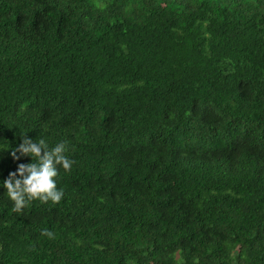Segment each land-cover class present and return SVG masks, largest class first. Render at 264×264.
I'll use <instances>...</instances> for the list:
<instances>
[{
    "label": "trees",
    "instance_id": "obj_1",
    "mask_svg": "<svg viewBox=\"0 0 264 264\" xmlns=\"http://www.w3.org/2000/svg\"><path fill=\"white\" fill-rule=\"evenodd\" d=\"M0 264H264V0H0Z\"/></svg>",
    "mask_w": 264,
    "mask_h": 264
},
{
    "label": "clouds",
    "instance_id": "obj_2",
    "mask_svg": "<svg viewBox=\"0 0 264 264\" xmlns=\"http://www.w3.org/2000/svg\"><path fill=\"white\" fill-rule=\"evenodd\" d=\"M44 149H48L44 139L33 141L23 135L22 142L11 152L13 159H19L20 156L33 158V162L19 164L16 171L9 172L8 179L3 180L7 196L13 202L14 212H22L33 200L56 204L63 197V191L57 189L54 178L58 175V167L68 171L73 161L65 155L67 146L64 142L58 143L51 149ZM17 174L19 178H16ZM41 234L49 238L54 237V234L47 229L42 230Z\"/></svg>",
    "mask_w": 264,
    "mask_h": 264
}]
</instances>
